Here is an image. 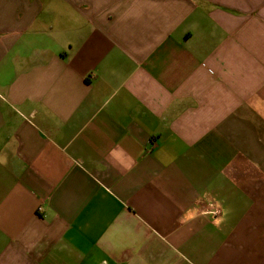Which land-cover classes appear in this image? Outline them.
Listing matches in <instances>:
<instances>
[{
	"label": "crops",
	"instance_id": "0c3cea01",
	"mask_svg": "<svg viewBox=\"0 0 264 264\" xmlns=\"http://www.w3.org/2000/svg\"><path fill=\"white\" fill-rule=\"evenodd\" d=\"M0 264H264V0H0Z\"/></svg>",
	"mask_w": 264,
	"mask_h": 264
}]
</instances>
